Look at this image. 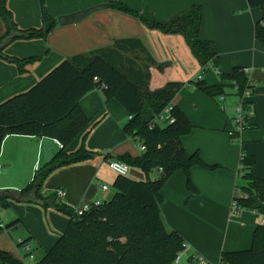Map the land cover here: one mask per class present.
Returning a JSON list of instances; mask_svg holds the SVG:
<instances>
[{
	"label": "crops",
	"instance_id": "1",
	"mask_svg": "<svg viewBox=\"0 0 264 264\" xmlns=\"http://www.w3.org/2000/svg\"><path fill=\"white\" fill-rule=\"evenodd\" d=\"M112 1H121L138 12L149 9L159 19H168L192 5L201 6L200 38L213 42L218 50V56L210 63L212 68L202 72L199 59L183 34L151 29L138 17L112 6L76 23L58 22L59 16ZM7 4L20 28L43 25L39 0H8ZM46 8L56 19V26L47 37L15 40L5 50L20 58H35L28 66L29 71L20 72L16 64L0 57V103L31 88L64 58L111 47L120 39H139L156 62L166 64L163 71L151 67V89L170 81L188 83L199 76L213 86L221 82L222 73H230L235 67L248 70L254 89L243 98L235 89H227L225 98L220 100L195 85H187L177 93L174 103L194 124V129L182 137L183 146L188 153L198 150L206 163L217 164L219 168L191 169L197 189L194 194L187 187L186 173L176 171L162 187L161 211L167 226L183 236L190 254L219 264L223 252L250 248L257 227L262 225L264 204L252 209H234L233 197L237 184H242L239 178L242 152L256 157L253 171L264 178V43L255 36L263 9L251 7L248 0H46ZM5 32L0 17V37ZM242 100L250 103L251 126L234 140L229 130L234 126ZM80 104L90 119L91 132L85 140L82 134L76 137L66 151H74L84 142L99 154L90 161L61 167L46 180L44 191L63 189L66 193L63 201L67 204L110 199L109 190L101 188L102 184L113 186L118 177L109 161L119 160L118 156L126 153L132 156L140 153L139 142L127 136L123 129L129 113L117 99H106L103 89L96 88L86 93ZM44 139L17 134L4 138L0 150V192L19 191L30 183L39 166L46 162ZM51 149L55 153L60 147L53 141ZM127 175L135 180L148 178L142 169L134 166H130ZM151 175L155 177L157 172ZM17 220L20 221L12 228H5ZM69 221L68 216L55 209L45 211L38 204L10 200L8 208H0V227H3L0 250L21 258L22 252L15 251L20 248L18 241L31 237L28 242L31 255L36 248V261L40 260L67 229ZM184 259L186 264H191L186 256Z\"/></svg>",
	"mask_w": 264,
	"mask_h": 264
},
{
	"label": "trees",
	"instance_id": "2",
	"mask_svg": "<svg viewBox=\"0 0 264 264\" xmlns=\"http://www.w3.org/2000/svg\"><path fill=\"white\" fill-rule=\"evenodd\" d=\"M7 1L0 0V17L6 26V32L0 37V45L6 42L0 57L16 64L24 73L29 71L28 66L35 58L9 55L5 52L7 46L15 40L45 39L56 26V19L48 12L46 0H39L43 25L22 29ZM248 2L251 7L259 6L264 11V0ZM112 7L138 17L151 29L183 34L199 59L202 72L212 68L210 63L218 56V50L213 42L200 38L201 6L192 5L168 19L157 18L149 9L135 11L121 1H112ZM255 36L264 43V15L256 24ZM152 66L163 71L166 64L156 62L139 39H120L111 47L64 58L31 88L0 103V150L4 138L11 134L57 139L63 145L50 161L39 166L28 185L13 191L21 197L16 201L38 204L45 211L55 209L70 220L55 245L33 264H175L178 254L185 250L183 236L170 229L163 218L162 187L176 171L183 170L187 187L194 194L197 189L191 179V169L201 166L214 170L219 165L206 163L198 150L186 151L182 137L194 129V124L174 103L175 97L187 85H195L213 97L225 94L227 89H235L242 96L254 89V82L245 68L235 67L230 73H222L221 82L213 86L196 78L188 83L170 81L151 89ZM96 88L103 89L106 99L115 98L127 109L129 119L123 129L127 136L145 146L137 156L126 153L118 159L142 169L148 178L135 180L118 175L112 197L98 205L92 203L90 210L78 215L58 198L56 191L45 192L44 185L55 170L90 161L99 154L84 142L78 149L66 151L76 137L82 134L85 140L91 132L90 119L80 100ZM245 104L250 107L249 102ZM164 114L170 116L160 119ZM255 164L254 155L242 152L239 168L242 184H237L233 197L236 209L264 204V178L255 175ZM155 171L157 175L152 177ZM10 200L13 198L9 195L0 198V208H8ZM19 221L5 228L10 229ZM31 239L18 241V245L23 247ZM222 261L264 264V225L257 227L250 248L223 252ZM0 262L22 264L4 250H0Z\"/></svg>",
	"mask_w": 264,
	"mask_h": 264
},
{
	"label": "built area",
	"instance_id": "3",
	"mask_svg": "<svg viewBox=\"0 0 264 264\" xmlns=\"http://www.w3.org/2000/svg\"><path fill=\"white\" fill-rule=\"evenodd\" d=\"M245 70H246V72H248L247 69H245ZM198 78H201V77L199 76ZM249 93L250 92L246 91L241 96V98H243L245 95H248ZM218 97L220 100H223L225 98L224 95H219ZM245 103H246L245 100H242L239 103L237 116L234 119V126H233V128H231L229 130V134L231 135V137L234 140H237V136L241 133V131L246 129L249 126V124L251 123L249 116L251 114L252 109L247 108ZM169 116H170L169 114H166V115L164 114L163 116L160 117V119L164 120V119L168 118ZM53 141L55 143H57L60 148L63 147L62 143L60 141H58L57 139H53ZM139 149H140V152H142L145 150V146L139 143ZM109 165L112 168V170H114L118 175H127L129 173L130 166L126 162H123L120 160H110ZM237 187H236V191L238 190ZM101 188L103 190L107 191V190H109L110 187L107 184H102ZM56 193H57L58 198L61 200H63V198L66 194L65 191L63 189H60V188L56 190ZM92 203H94L95 205H98L101 203V201H92V202L83 201L81 203L68 204V205L70 207H72L78 215H83L85 212H87L88 210L91 209ZM236 206H237L236 203L233 201V208L236 209ZM261 223H262V225H264V217L261 219ZM19 241H21V240H19ZM23 247L26 249L27 253H31L32 248L30 246H28V244H25ZM187 251H188V244L186 243L185 250L178 254V256L175 260V264H178L180 259L184 256L187 257V259L191 262V264H215V263L208 261L203 256L193 255ZM219 264H230V263L222 261Z\"/></svg>",
	"mask_w": 264,
	"mask_h": 264
},
{
	"label": "water",
	"instance_id": "4",
	"mask_svg": "<svg viewBox=\"0 0 264 264\" xmlns=\"http://www.w3.org/2000/svg\"><path fill=\"white\" fill-rule=\"evenodd\" d=\"M112 6L111 2H107V3H100L94 6H91L87 9L69 14V15H62L58 17V22L61 25H68V24H72V23H76L82 19H84L85 17H87L88 15L92 14L93 12L99 11V10H103V9H107L110 8ZM6 42L0 45V52L1 50L5 47ZM52 142L53 139L52 138H45L44 139V151H45V160L46 161H50L53 157H54V153L52 152ZM9 195L11 196L14 200H19L21 197L11 191V190H2L0 192V198Z\"/></svg>",
	"mask_w": 264,
	"mask_h": 264
},
{
	"label": "rangeland",
	"instance_id": "5",
	"mask_svg": "<svg viewBox=\"0 0 264 264\" xmlns=\"http://www.w3.org/2000/svg\"><path fill=\"white\" fill-rule=\"evenodd\" d=\"M108 192V195H107V198L109 197H112L113 193H114V188L113 186L110 185V188H109V191ZM14 234V233H13ZM15 236V234H14ZM18 237V236H17ZM16 237V238H17ZM18 241V238L17 240ZM28 244V243H27ZM28 246H31V244H28ZM20 247V246H19ZM21 249V250H20ZM15 251H17L18 253L22 252L21 254V258H18L17 256L15 255H12V253L10 251H7L9 254H11L15 259H17L18 261H20L22 264H32L36 261V254H35V251H36V248L33 249L32 251V255H27V251L24 247H20V248H15ZM38 261V260H37ZM187 263V260L184 259V257H182V260L180 262V264H186Z\"/></svg>",
	"mask_w": 264,
	"mask_h": 264
}]
</instances>
